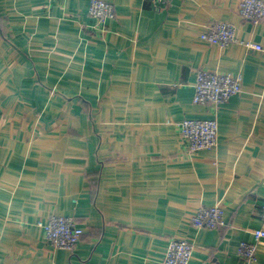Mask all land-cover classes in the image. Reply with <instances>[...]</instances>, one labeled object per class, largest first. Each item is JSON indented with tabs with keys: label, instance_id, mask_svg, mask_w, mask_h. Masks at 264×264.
<instances>
[{
	"label": "crops",
	"instance_id": "obj_1",
	"mask_svg": "<svg viewBox=\"0 0 264 264\" xmlns=\"http://www.w3.org/2000/svg\"><path fill=\"white\" fill-rule=\"evenodd\" d=\"M102 1L104 31L88 0H0V264H162L175 238L190 264H242L264 228V20L241 0ZM218 22L261 50L200 40ZM201 68L241 75V92L194 104ZM186 119H215L216 146L188 152ZM216 204L225 226L191 224ZM51 216L82 229L73 251L45 241Z\"/></svg>",
	"mask_w": 264,
	"mask_h": 264
},
{
	"label": "built area",
	"instance_id": "obj_2",
	"mask_svg": "<svg viewBox=\"0 0 264 264\" xmlns=\"http://www.w3.org/2000/svg\"><path fill=\"white\" fill-rule=\"evenodd\" d=\"M154 8L160 9L167 0H151ZM88 15L96 22V29L104 31L108 21L115 18L112 4L102 0H88ZM240 16L258 24L264 20V0H241L238 5ZM200 40L218 47L240 44L246 48L261 50L260 45L236 38L235 27L227 22H218L206 27L199 35ZM193 103L218 107L242 90V76L213 72L204 68L197 70L194 83ZM180 135L188 152L196 153L213 149L218 141V123L215 119H186L179 124ZM260 218L264 223V203L261 205ZM191 224L198 229H216L225 226L224 208L220 204L200 207L191 218ZM45 241L56 250L73 251L83 234L71 217L51 216L38 221ZM253 241L241 242L237 256L242 264H256L257 248L264 240V228L253 231ZM194 245L186 239H171L165 251L162 264H190Z\"/></svg>",
	"mask_w": 264,
	"mask_h": 264
}]
</instances>
